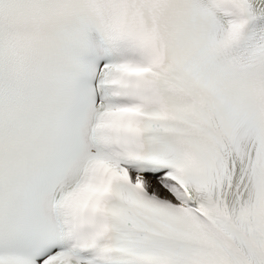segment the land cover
I'll use <instances>...</instances> for the list:
<instances>
[{
  "label": "snow or ice",
  "instance_id": "6c2138e0",
  "mask_svg": "<svg viewBox=\"0 0 264 264\" xmlns=\"http://www.w3.org/2000/svg\"><path fill=\"white\" fill-rule=\"evenodd\" d=\"M0 264H264V0H0Z\"/></svg>",
  "mask_w": 264,
  "mask_h": 264
}]
</instances>
